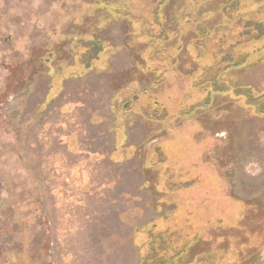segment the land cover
<instances>
[{"label":"rangeland","instance_id":"rangeland-1","mask_svg":"<svg viewBox=\"0 0 264 264\" xmlns=\"http://www.w3.org/2000/svg\"><path fill=\"white\" fill-rule=\"evenodd\" d=\"M263 29L264 0H0V264H264V117L232 91H264Z\"/></svg>","mask_w":264,"mask_h":264},{"label":"trees","instance_id":"trees-1","mask_svg":"<svg viewBox=\"0 0 264 264\" xmlns=\"http://www.w3.org/2000/svg\"><path fill=\"white\" fill-rule=\"evenodd\" d=\"M224 16L226 17V14L225 13H224ZM237 24L239 25V23L236 22V25ZM252 24L258 25L259 23H258V21L252 20ZM244 28H247V29L243 31L244 33L242 32L241 38L243 39V41H249V40H251V35L253 36V40H260L261 39V38L258 39L256 37V33L257 32H255L254 34H251V35H249L248 33H246V32H252L253 31V30H251V26H246ZM262 38H264V34H263ZM230 39H231L230 42L232 44V41L235 38H232L230 36ZM94 53L95 54L96 53H99V50L98 49L96 51L93 50L90 53V56L88 57L87 60H89V61L92 60V58L94 57L93 56ZM252 54L255 55V52H253ZM249 56H250V54H244L243 56H241L240 60H236L237 65H241V67H243L246 64V62L248 63V60L247 59L249 58ZM96 57H97V55H96ZM87 60H86V62H87ZM223 65H224V60L221 58V61L219 62V64H217L216 67H214V68L211 67V68H209L207 70L205 69L203 71V74L200 76V77H202L201 79H203L205 83H207V82H209L210 84L213 83L214 84V89L213 90H210V89H203V87L202 88L199 87V88L202 89L200 91L206 92V94L208 93L210 95L212 93L225 94V93H228L231 90L230 88L228 89V87H227V85L225 83H220L219 82V76L225 70V68L223 67ZM232 91H233V93L235 94V96L237 98H243L244 99L245 104L253 111L254 115H256L257 117H264V91L261 92V93H255L251 88H247V87L235 88ZM176 254H177L176 255V258H179V259H182L183 256H184V252L182 254H180L179 252H177ZM212 255H214V256H212L211 259H209L207 261L205 260V262H206L205 264H212V263H210V261L213 262V259H214V264H217V262L215 260V255L216 254L213 253ZM147 261L153 262V260L150 259V257H149V258H146L141 263L142 264H150ZM198 263H199V261H198ZM153 264H155V263L153 262Z\"/></svg>","mask_w":264,"mask_h":264},{"label":"flooded vegetation","instance_id":"flooded-vegetation-1","mask_svg":"<svg viewBox=\"0 0 264 264\" xmlns=\"http://www.w3.org/2000/svg\"><path fill=\"white\" fill-rule=\"evenodd\" d=\"M13 93H9L7 96L3 98V101H8L12 97ZM32 123V122H31Z\"/></svg>","mask_w":264,"mask_h":264}]
</instances>
